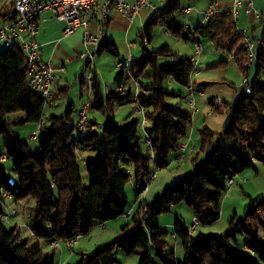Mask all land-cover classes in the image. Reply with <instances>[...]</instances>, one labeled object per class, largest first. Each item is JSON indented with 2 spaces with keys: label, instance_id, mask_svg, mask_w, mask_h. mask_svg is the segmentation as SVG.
<instances>
[{
  "label": "trees",
  "instance_id": "obj_1",
  "mask_svg": "<svg viewBox=\"0 0 264 264\" xmlns=\"http://www.w3.org/2000/svg\"><path fill=\"white\" fill-rule=\"evenodd\" d=\"M181 8V0H168L154 13L138 34L144 55L131 59L129 72L120 71L115 77L120 87L129 81L137 84L139 92L133 102L143 108L144 119L151 124L150 130L143 133L136 120L122 124L113 120L115 105L120 102L117 93L113 90L104 96L97 75L92 72L93 97L89 108L108 118L99 130L95 119H87L81 136L74 137L71 108L60 115H47L49 105L28 88V67L21 50L5 46L6 49L0 51V138L3 148L0 154V214H7L4 212L9 202L7 196L15 204L29 199L34 201L33 207L25 209L34 240L23 238L17 225L6 227L4 218H0V264H56L55 250H44L41 240L66 242L77 234H88L97 224L124 215L128 202L126 185L131 176L128 168L132 169L138 182L142 180L137 188L140 191L151 172V161L157 169L166 168L171 155L180 151L192 117L189 109L181 105L184 93L167 90L164 84L173 79L181 86L189 87L195 71L194 60L178 56L167 44L158 50L147 51L145 43L150 42L153 28L160 19L169 21L171 34L180 35L183 27L176 14ZM1 17L6 21L12 18L9 15ZM258 27H263V35L258 39L256 60L251 64H247V48L244 45L237 48L244 37L251 38L248 33L239 34L231 16L216 14L193 31L192 27L185 28L189 34L187 39L191 38L194 43L200 37L210 38L232 54L245 78L248 79L253 67V79L230 102H223L230 117L225 130L201 129L200 150L209 151V154L201 165L193 159L196 167L193 174L179 178L173 186L166 185L164 191L151 201H138L129 217L131 223L125 225L107 246L83 256L77 264H115L113 253L116 249L127 255L140 256L143 263L150 261V246L155 248L160 264L264 263V239L259 226L264 225V200L250 204L245 217L234 215L229 224L235 230L225 235H194L178 218L173 235L181 242L183 260H178L173 251H167V233L157 220L160 214L169 212L173 205L181 202L192 209L198 224L217 220L227 179L246 168L257 170L256 160L264 159V8L252 31ZM101 52L118 55L114 41H100L95 53ZM227 63L221 60L212 67L222 68ZM247 89L249 94L246 95ZM62 90L67 92V86ZM169 98L179 101L169 103ZM19 113L23 116L11 117ZM68 122H71L70 128H67ZM26 123L39 125L38 155H34L29 143L12 130L13 125ZM147 137L151 149L145 143ZM2 156L11 160L16 184L4 173ZM80 156L89 175L88 187L82 184ZM122 161L128 167L125 171L120 167ZM237 232L249 239L246 251L232 244Z\"/></svg>",
  "mask_w": 264,
  "mask_h": 264
},
{
  "label": "rangeland",
  "instance_id": "obj_2",
  "mask_svg": "<svg viewBox=\"0 0 264 264\" xmlns=\"http://www.w3.org/2000/svg\"><path fill=\"white\" fill-rule=\"evenodd\" d=\"M254 0V7L257 8L259 11H261L264 8V0ZM182 8L181 10L176 14V18L178 23L183 27L181 30L180 35H173L169 33L168 27L170 25L169 21H163L158 20L156 22V25L153 28V34L150 42L145 43V48L147 51L152 50H158L160 49L164 44H168L171 48V50H176V48H182V47H190V52L193 54L195 52L194 47V41H190L187 43L185 40L186 35H188L187 30L185 29L186 25H190L191 20V13L186 14L183 12V8L187 6H194L190 2L186 0H181ZM261 4V5H260ZM163 5H158L159 9L162 8ZM146 11V16L144 17L143 24L147 22L156 11L154 10H143ZM239 24L238 27H244L243 23L244 20L239 15L237 18ZM255 20L253 26L247 25V27H244L246 32L251 38V42L253 45V51L256 52L259 41L258 39L262 37L263 35V27L255 28L252 31V28L256 25H258V22ZM246 23H248V20H246ZM257 23V24H256ZM142 28V25L139 23L138 18L134 20L133 30L131 31L130 42L135 43L134 47H131L132 53H130V57L133 58H140L144 55L145 50L144 46L140 44V37L138 36L139 30ZM116 38V44L118 52L120 51L119 45L123 43V36L122 35H115ZM202 46L207 43L208 39L200 37ZM121 41V42H120ZM120 42V43H119ZM131 44V43H130ZM201 46V47H202ZM121 47V46H120ZM5 46H0V51L5 50ZM213 48L211 52L207 53L210 54L211 57L209 59L211 60H226L230 61L229 64V75L234 72V69L237 70L236 75L233 77L230 75V79L235 82V84H239V81L241 80L242 74L239 72V68L235 66L234 62L232 60L227 59L229 56V53L225 50H219L214 51ZM85 52V49L84 51ZM217 53V54H216ZM190 55V53H187ZM195 54V53H194ZM193 54V55H194ZM129 57V58H130ZM198 56L195 55L194 58L198 59L202 57L197 58ZM127 60V57L118 54L117 56L108 53V52H102L100 54L93 52L91 62L88 63V57L82 56L78 57L77 61L72 62L71 64L67 65V70L65 71L63 75L62 85L67 86V95L66 97H59L56 100L53 114H62L65 112V110L70 106L72 110L71 114V120L72 124L74 126L73 136L74 137H80L83 133L82 128L78 126V113L81 110L82 106L85 105L89 98L92 99L93 92L90 89V95L88 93L89 86H90V77L92 75V72H95V74L99 78L101 91L102 93H109L111 90H114L116 88V81L115 77L120 72V70L116 67L117 61H125ZM96 66V68H95ZM205 63L203 61L201 64L197 66V69L204 68ZM90 75V77H88ZM254 76V69L253 67L249 71L248 74V80L249 82L252 81ZM85 80L83 83L82 80ZM165 89L167 90H174L177 91L179 88H181L182 92L185 91L184 86H181L178 84L175 80L170 79L169 81L165 82L164 84ZM197 93V91H196ZM68 96V97H67ZM177 98H169V103H174ZM197 101V99L195 98ZM204 100L206 101L204 104V101H201V113H199L197 116L199 117V125L201 127H208L213 131L221 132L225 130L228 126L229 121V111L227 109L217 105L215 108L208 104V97H205ZM195 101V102H196ZM182 106L184 108H188V105L185 101V99L181 100ZM131 104V103H129ZM197 104V102H196ZM133 108L129 107V113H133L135 110V106L132 105ZM197 107L200 106L199 103L196 105ZM210 109H212V114H208ZM190 111V110H189ZM115 116L119 118V116H122L124 112L119 111L115 108L114 110ZM135 113V112H134ZM16 116H23L22 113L11 115L12 118ZM86 116L89 121L93 120L94 118L97 120L98 126H96V129L99 130V126L101 123L105 122L107 120V115H104L103 113L99 112L98 110H95L93 108H88ZM116 118V119H117ZM120 120V119H117ZM133 120V119H132ZM131 121V120H130ZM143 123V118L138 120V126H141ZM71 127V122L67 123V128ZM151 127V124L147 122L145 124V128L149 131ZM39 129L38 124L33 123H26V124H16L12 126V130L16 132L21 140L26 141L30 145V149L34 155L39 154V147H38V140L32 139V136L37 132ZM189 142V141H188ZM194 145L193 153H190V147ZM189 149L185 153V157L181 156V153H175L176 156L179 157V159H171L170 164L163 169H155L154 164L150 163V170L156 171V177L154 180L148 184V179H145V186L148 185L146 191L144 193H140L138 189H134L132 185L134 177V173L131 168H128L125 161L121 162V169L127 170V168L130 171V180L128 181L126 185V196H127V205H126V213H129L131 211V208H135L138 204V200L136 201L137 196L142 199H146L151 201L156 194H160L164 191L166 184L173 186L175 181H177L179 178L183 176H190L193 174L195 170V165L193 163V159L196 158L197 164L201 165L206 156L209 154V151H201L200 150V140L199 136L193 137V140L191 141ZM3 152L2 148V139L0 138V154ZM80 164H81V175H82V184L84 187H88L90 184L89 175L87 172V169L85 167V164L81 161L80 156ZM257 170H254L253 168H246L239 174H236L234 178V184L226 190V192L223 194L221 203H220V215L217 220L213 222H209L206 224H198L195 230H193V234H203L204 236H219V235H225L230 231H234L235 228L231 227L229 222L230 219L236 215L238 218H243L246 216V212L248 211V207L250 204H253L257 201L264 200V167L260 164L256 163ZM2 169L4 173L6 174L7 178L9 180H12V177L14 178L12 183L16 184L17 179L14 175L13 171V165L10 159H5L2 161ZM137 188V187H136ZM28 203L25 201L19 202L20 204L16 206L12 200L7 202L6 208L4 209L5 213L9 214V217L7 219H4L3 222L6 227L10 228L14 225H17L20 230V235L23 238H29L31 240H34V237L31 234L30 228H31V222L29 219V216L27 212H25V209L27 207H33L34 201L29 199L27 200ZM136 202V203H135ZM16 208L18 212L16 214H12L11 211ZM259 217V215H258ZM180 219L183 224L187 227L188 230L191 229V225L194 221V215L192 209L187 206L185 203L181 202L178 204H175L171 207V210L169 212L162 213L158 216L157 220L158 223L163 231L167 233V242L168 247L166 248L167 251H173L176 258L178 260H183L184 250L181 245V242L179 239L174 238V232H175V225L177 219ZM131 223V218H126L125 215H121L115 219L108 220L104 223L97 224L89 231L88 234L81 236L76 243L72 245H68L67 243L63 241H59L57 244L50 245L48 240H41L42 248L46 251H50L52 249L55 250V261L56 264H61L62 257L60 258L61 251L64 249V263L63 264H77L82 259V253L81 252H87V254L94 253L97 249L103 248L107 246L113 239H115L121 229L125 226ZM260 226V235L264 239V225ZM232 244L236 248L240 249L241 251H246L247 246L249 244L248 237L241 233L237 232L235 234V238L232 239ZM114 261L115 264H160L159 259L157 257L155 248L153 246H150L148 254L150 257V261H145L141 263V257L138 255H127L123 250L116 249L114 251ZM75 255V256H73ZM66 259V260H65ZM259 264H264L261 261H258Z\"/></svg>",
  "mask_w": 264,
  "mask_h": 264
},
{
  "label": "crops",
  "instance_id": "obj_3",
  "mask_svg": "<svg viewBox=\"0 0 264 264\" xmlns=\"http://www.w3.org/2000/svg\"><path fill=\"white\" fill-rule=\"evenodd\" d=\"M126 1H128L129 3H132L134 0H126ZM253 1L254 0H252V10L250 12H247L243 3L236 8L235 22H236L237 30L240 32L247 33L244 27H247V25L253 26L255 20H257L256 22L259 21L260 11L257 8H253L255 5ZM257 2L259 3V0ZM190 3L192 5L194 4V6H187L190 8L188 11H184V9H186L187 7L183 8L184 13L189 14V15L191 13L190 25L188 24L186 25L189 28L191 27L194 28L197 25L204 24L207 21L205 19V13H206L207 8L211 5L215 9L216 14L222 13V11L225 8L232 7V3L230 0H216L215 2H211V0H195ZM158 5H161V4H156L157 9L154 10L156 12L160 10ZM143 10H148V9H141L138 12V14L135 16V18L130 21L126 19L125 17H123L115 8H111L108 12V19L106 20V24L103 28L102 34L99 37L100 38L99 41H103V40L104 41H114L116 44L115 35H122L124 39L122 40L123 41L122 45L121 44L119 45L120 51L118 52V54H121L127 57V60L125 61L129 60L130 62L131 59H135L133 57H130V53H132L131 47H134L135 43L129 41L130 40L129 36L131 35V31L133 30L134 20L136 18H138V21L142 25V27L146 23L145 22L143 24V21H144L143 19L146 16V11H143ZM13 13L15 12H14L12 0H0V23H3L6 21L1 17L2 15L3 16L9 15L10 17H12ZM239 15L242 17V19L248 20V23H246V20H244L243 28L238 27L239 22L237 18ZM63 30H64V23L57 21L55 19H51L48 13L42 14L38 19V29H37V33L35 37H36V43L38 44L39 53L41 55L42 60H44L45 62L52 63L55 67L60 66V65H64L65 67L64 71H59L58 69L55 70L56 73L59 75L60 80L56 82V84L54 85L52 89L53 102L49 105L46 111L47 115L54 111L56 100L59 97H62V96L66 97L67 95V92L62 90V88L66 87L62 85V80H63L62 78H63L65 71L67 70V65L71 64L74 61L76 62L78 57H82V54L84 53L83 51L85 49L82 43V38H83L82 30H78L70 36H65L63 33ZM168 30H169V27H168ZM98 31H99V23L98 21H93L90 25V32L94 35H98ZM169 33L171 34L170 30H169ZM187 37H189V34L186 35L185 37V40L188 43L191 41V38L187 39ZM206 39H208V41H206L207 43H205V45L203 46L201 44L200 38L197 39V43L199 44V50L197 51L196 48H194L195 49V52H194L195 54L193 53L194 55L191 54L190 47L188 46L182 47V48L179 47V48H176V50H172L173 52L177 53V55L180 57H188V58H191L192 60L197 61V65L195 67V71L192 74V79H191L192 88L190 89L189 88L190 86L184 87L185 91L183 92L185 95L183 99H185L189 107L190 114L192 117V122L188 128L187 136L185 137L183 141L180 151L176 152V153H179V155L181 153L180 157L185 155L186 151L190 147L191 141L193 140L194 136H197L198 134L199 140H200V132H201V129L203 128L201 126H197L199 125V122H200L199 117L197 116L199 113H201V101L200 100L204 101V104H205L206 101L204 100V98L208 97L209 105L213 106L214 108L217 105H220L223 107V102L224 101L230 102L233 98L237 96L239 91H241V89L244 86L242 84V81L245 78L243 75L238 85L235 84V82L229 78L230 75L232 77L234 75L235 77L236 72H237V70L234 69V72L229 75L230 72L228 73V70H229L230 61L229 62L227 61L228 62L227 65L222 68L212 67V65L217 64L222 59L211 60L209 59L211 55L207 53L211 52L213 48L215 49L214 51L216 52L219 50H223V49L217 44L216 41L210 38H206ZM242 45L243 43H239L237 48H239ZM116 47H117V44H116ZM194 47H195V44H194ZM187 53H190V55H188ZM195 55L198 57L199 55L200 57H202L203 55L204 57L203 59L199 58L198 60L194 58ZM227 59L232 60L235 63L234 65L237 66V68H239L232 54H230ZM202 61L203 63H205V66L204 68H200L198 70L197 66L201 64ZM90 89H91V82H90V86L88 90L89 95H90ZM114 91H116L117 93L116 95L118 96V99L120 100L118 104L116 103L115 108L121 112H124L122 116H119V118H117L115 116V113L113 112L112 118L116 123L122 124L125 122H130V120L138 121L139 119L144 118L143 112L139 111L136 108L135 103L133 102L134 96L136 92H138V86L135 82L129 81L123 87L116 85V88L114 89ZM177 91L182 92L181 88H179V90ZM103 95L107 96L108 93H103ZM54 97H57V98L54 99ZM195 98L197 99V101L195 100ZM90 101L91 99L89 98L88 102ZM178 101L179 99L177 98L175 103L177 104ZM195 101L197 102V104L199 103L200 106L197 107L196 106L197 104ZM191 102H193V108H190ZM132 105L135 106V110H136L134 111L135 113L134 112L129 113L128 111L130 106L133 108ZM208 114H212V109H210ZM116 118L120 120H117ZM95 121L97 120L95 119ZM104 123L105 122L101 123V126ZM138 128H139L140 133H143V131H146L145 124L143 123L141 124V126H138ZM193 149H195L194 145L190 147V150H189L190 153H193L194 151ZM178 156H176L175 158V153H173L170 157V162L172 158L178 160L179 159ZM13 179L14 178L12 177L11 182L13 181ZM141 181L142 180H139L138 182L136 179H133L132 185L135 190L139 187V184L141 183ZM7 198H8L7 199L8 201L11 200L10 196H7ZM137 200L140 201V198L138 196L136 198V201ZM25 202L28 203V201H25ZM19 204L20 203L16 204V206H18ZM135 208H131V211H134ZM49 244L52 245L51 243ZM81 253H82V256L88 255L87 252H81ZM63 254H64V249L61 251V254H60V258L62 257V259L64 260ZM63 260L61 264L64 263Z\"/></svg>",
  "mask_w": 264,
  "mask_h": 264
},
{
  "label": "built area",
  "instance_id": "obj_4",
  "mask_svg": "<svg viewBox=\"0 0 264 264\" xmlns=\"http://www.w3.org/2000/svg\"><path fill=\"white\" fill-rule=\"evenodd\" d=\"M232 3L231 8H225L222 13L229 15L235 21L236 8L242 3L245 6L247 12L252 10V0H230ZM14 7V16L0 23V46L17 47L23 53L27 64V79L28 88L31 93L43 99L47 105L53 102L52 89L56 82L60 80L59 75L56 73V69L64 71V65L54 66L50 62L42 60L39 53V47L36 43V33L38 29V19L42 14L48 13L51 19H55L64 23L63 33L65 36H70L78 30L83 31L82 43L85 48V52L82 56L88 57V63L91 62L93 51L95 52L100 44L99 37L102 34L104 23L108 19V12L111 8H115L123 17L128 20H133L141 9L156 10V4L165 5L168 0H134L129 3L126 0H12ZM187 7L184 11H188ZM216 15V11L213 6H209L205 13V19L208 21ZM93 21H98L99 31L98 35H94L90 32V25ZM186 29L189 27L186 26ZM194 29L192 28V31ZM240 35H244L239 31ZM243 45L248 51L247 64H251L256 60V55L253 51V45L248 37H244L242 41ZM195 48L199 50V44L195 42ZM195 67L197 61L194 60ZM116 67L125 73L130 70V62L117 61ZM90 77V75H88ZM244 86L249 84L247 78L242 81ZM192 88V84L189 87ZM139 92V90H138ZM136 92L134 99L137 98ZM136 108L143 112V108L135 103ZM89 108V102L82 106L78 113V126L83 128L87 121V110ZM190 108H193V102L190 103ZM146 120L143 118V124ZM38 131L32 136V139H36ZM145 143L148 149H151L150 139L147 137ZM5 157L2 156L1 160L4 161ZM153 159V158H152ZM256 163L264 167V159L256 160ZM155 169H157L155 167ZM156 177V171L153 170L148 175V184H150ZM234 184V178L229 177L226 181L227 190ZM148 185L143 187L139 192L144 193ZM18 210L15 208L11 211L12 214H16ZM131 211L125 213V217L129 218ZM143 214V212H142ZM9 214H0V218L7 219ZM198 222L194 219L190 233L195 230ZM81 237L80 234L75 235L73 238L67 240L65 243L72 245L77 242ZM52 245L57 242H52Z\"/></svg>",
  "mask_w": 264,
  "mask_h": 264
},
{
  "label": "water",
  "instance_id": "obj_5",
  "mask_svg": "<svg viewBox=\"0 0 264 264\" xmlns=\"http://www.w3.org/2000/svg\"><path fill=\"white\" fill-rule=\"evenodd\" d=\"M245 94H246V95L249 94V89H247V90L245 91Z\"/></svg>",
  "mask_w": 264,
  "mask_h": 264
}]
</instances>
